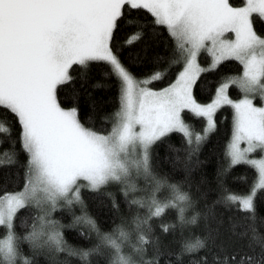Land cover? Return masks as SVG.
<instances>
[{
  "label": "snow or ice",
  "instance_id": "obj_1",
  "mask_svg": "<svg viewBox=\"0 0 264 264\" xmlns=\"http://www.w3.org/2000/svg\"><path fill=\"white\" fill-rule=\"evenodd\" d=\"M254 13L264 23V0H0V107L18 124L20 149L27 157L23 188L0 194V226L5 229L0 264H36L40 252L51 264H68L60 259L62 252L78 257L81 264H160L165 253L175 259L164 264H185L186 254L212 248L217 251L211 261L207 255L192 256L187 264H264V215L258 212V204L264 207V35L253 26ZM161 30L173 44L166 46L165 54L149 56L148 41L162 35ZM136 44L141 48L125 55ZM202 51L211 56L207 65L199 62ZM228 58L239 61L242 71L221 77L210 99L202 102L197 95L205 84L201 74ZM93 62L106 65L103 75L114 76L118 87L119 107L103 117L111 121L108 131L82 121L77 93L67 101L59 95L64 82L73 79V64L88 68ZM130 64L143 66L145 73L137 76ZM166 78L163 87L148 86ZM232 84L243 93L238 99L229 95ZM256 95L262 103H253ZM224 105L233 109L227 163L217 172V187L201 191L197 185L199 196L194 199L184 190L189 162L215 130V114ZM184 110L193 119H203L200 131L185 119ZM0 131L11 133V127L0 123ZM174 132L186 145L182 157L181 147L167 144L176 153L171 158L174 168L184 161L185 175L176 180L154 170L152 155L154 146ZM257 150L261 155H250ZM241 161L253 166L256 175L245 192L237 193L222 177ZM17 162L16 153L5 149L0 154V166ZM134 176H143L151 190L136 195L140 189ZM111 187L129 206L147 212L121 215V223L103 230L85 211L81 189L103 192L119 211L116 193L107 191ZM161 189L168 190L164 199L156 195ZM213 191L216 197L201 210L199 199L206 200ZM75 204L80 214L73 211ZM25 205L39 211L31 229L21 235L16 218ZM61 207L73 213L69 225L50 218ZM168 207L176 210L177 218L161 225L165 232L203 221V235L185 240L175 252L162 250L160 238L152 234V218ZM78 224L87 228L82 227L81 234L94 233L96 242L70 245L62 229ZM24 241L31 255L23 252ZM245 247L253 254L242 252Z\"/></svg>",
  "mask_w": 264,
  "mask_h": 264
},
{
  "label": "trees",
  "instance_id": "obj_2",
  "mask_svg": "<svg viewBox=\"0 0 264 264\" xmlns=\"http://www.w3.org/2000/svg\"><path fill=\"white\" fill-rule=\"evenodd\" d=\"M231 3L240 4L244 0H230ZM262 18H259L257 14H253V26L257 32L264 35V23L261 22ZM125 30H122L121 36H123ZM162 35L157 36L155 39H150L149 42V56L154 52H159L162 55L165 54L166 46L171 48L173 41L169 38L166 31L161 30ZM141 48V44L134 45L133 49L127 51H134L135 49ZM201 64L207 65L209 63V55L207 52L201 54ZM127 63V60L125 61ZM132 71L137 76H142L145 73V69L141 65L130 64ZM107 71L106 65L91 63L88 68L73 64L70 69V75L73 79L69 82H64L62 90L59 92L62 101H67L71 98L72 93H77L78 107L80 108V118L84 121L87 126L94 127L99 131H108L111 129V121H105L103 117L107 114L114 112L119 107L118 102V87L114 76L105 77L103 72ZM242 71V65L239 61L234 58H228L222 61L216 69L209 70L207 74L202 73L201 77L205 81L204 87L200 92L197 93L198 99L202 102H206L210 99L211 94L215 90V86L220 82L221 77L226 74L238 73ZM174 78V77H173ZM97 81L99 85L97 86ZM169 82L167 78L160 83L155 81L150 82L151 87H163L164 83ZM60 87V86H58ZM229 95L233 98H240L242 92L237 85L232 84L228 89ZM94 103V106H93ZM65 106H71L65 104ZM185 118L189 120L194 130L200 131L203 126L202 118H195L188 114V110H184ZM91 118L90 120L88 118ZM216 128L211 132L208 138L202 143V146L198 153H193L192 160L189 162L191 169L188 175V184L184 186L185 191H189L193 198L199 196L197 185L200 190L208 189L209 187L215 189L217 187V172L222 169L227 161L225 157V151L227 145L232 136L233 128V109L230 105H224L217 110L215 114ZM0 123H6L11 127V133L0 131V154L4 153L7 149L9 152L17 154V163L11 165L0 166V194L4 191H16L23 188L24 181V165L26 162V153L20 149V143L18 140V124L15 122L12 115L7 112L3 107H0ZM172 143L182 148L179 153L182 157L186 155V151L183 149L186 145L182 144V136L179 133L174 132L170 134V139L163 142L157 143L153 148V163L154 170L161 173H168L170 178L173 180L182 178L185 173L183 171L184 161L179 162L175 168L173 166V160L171 159L176 155L175 152L168 149L167 144ZM169 157L165 160L164 157ZM256 175L253 166L246 162H238L232 165L228 171L223 174L224 183L237 193H242L247 190L248 185L251 183L252 178ZM136 181L139 191L136 195H144L146 191H150V185L142 176L139 180L134 178ZM107 191H113L116 193L117 200L120 204L119 211L112 208L109 198L103 195V192L97 193L89 189H81V194L84 198L86 209L91 216L95 217L97 222L100 224L103 230H110L114 224L121 223V215L125 217H131L137 212L141 215L147 212V209L142 206L131 205L125 201L122 193H120L116 187H111ZM168 194L167 189H161L156 195L160 199H164ZM215 191L208 194L207 199L200 198L198 207L204 210L205 204H210L211 201L216 197ZM130 198V197H129ZM222 211L223 208L218 206ZM38 209L35 205H25L23 208L18 210L16 218V231L18 234H23L31 229V226L38 214ZM73 211L76 214H80L81 207L79 204L73 205ZM258 212L264 215V207H260L258 204ZM191 213L189 212L188 215ZM73 213L70 212L66 207L55 209L50 218L59 220L64 225H69L72 221ZM225 215H228L226 213ZM177 212L172 207H168L161 214L160 217H153L151 224L153 229V235L158 236L161 241L162 250H171L175 252L179 250L182 244L187 239H195L197 236H202L203 221L197 226L187 225L183 229L177 225V227L169 228L167 232L161 228L162 224H167L172 221H176ZM23 221V223H21ZM38 223V221H37ZM84 227L87 231L86 226L76 225L73 227H64L62 229L65 239L70 245L74 246H89L96 242L95 234L91 237L81 234V228ZM261 231H264V222L261 223ZM5 229L0 226V236H3ZM235 245L228 248V252L235 250ZM23 252L27 255H31V250L27 241L21 243ZM127 250V249H126ZM258 250V249H257ZM216 248H212L209 252L206 249H202L198 252L192 253V255H185V264L187 261L196 256L197 258L202 255H207L211 261L212 252H216ZM247 251L250 255L252 249L247 247L242 249ZM148 255L153 254V245L147 246ZM242 252L240 254H242ZM224 255V253H220ZM61 260H67L68 264H81L78 257L69 256L67 253L62 252L59 254ZM166 259L174 260V256H169L165 253L160 257V264H164ZM239 259V255L237 256ZM36 264H51L49 256L44 252H40L35 257Z\"/></svg>",
  "mask_w": 264,
  "mask_h": 264
},
{
  "label": "rangeland",
  "instance_id": "obj_3",
  "mask_svg": "<svg viewBox=\"0 0 264 264\" xmlns=\"http://www.w3.org/2000/svg\"><path fill=\"white\" fill-rule=\"evenodd\" d=\"M202 52H205V51H202ZM202 52H201L200 55L198 56V59H199V62H200V63H201V57H200V56H201ZM208 55L210 56L209 53H208ZM210 62H211V56L209 57V63H210ZM148 86H150V85H148ZM150 87H151V86H150ZM241 95H243V93H242ZM234 99H238V98H234ZM253 103H256V104H260V103H262V101H261L259 95L254 96ZM185 119H187V118H185ZM243 146H245V144H244V142L242 141V142H241V147H243ZM250 155H256V156H259V155H261V153L257 150L256 152H254V153H252V154H250ZM141 177H142V176H139V177L134 176V177H133V180H134V178L139 180ZM134 182L136 183V181H134ZM136 185H137V183H136Z\"/></svg>",
  "mask_w": 264,
  "mask_h": 264
}]
</instances>
